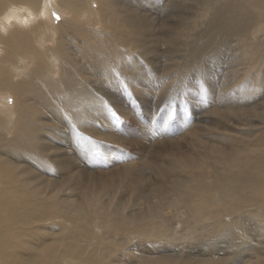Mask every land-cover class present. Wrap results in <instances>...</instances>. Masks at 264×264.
<instances>
[{
  "label": "bare ground",
  "instance_id": "obj_1",
  "mask_svg": "<svg viewBox=\"0 0 264 264\" xmlns=\"http://www.w3.org/2000/svg\"><path fill=\"white\" fill-rule=\"evenodd\" d=\"M140 1L144 0H0V55L6 50L9 53L5 54L9 56L6 61L13 59L12 56L17 62L32 56L35 61L30 72H22L21 77L17 76L19 79L11 76L14 71L11 75L4 71L5 58L0 64V115L7 118L5 111H8L7 116L15 121L8 137L0 129V264H264L259 246L262 241L255 239L264 237V125H259L264 124V97L258 96L264 91L261 87L264 65H259L264 62V44L244 52L256 64L249 66L250 72L254 69L255 78L233 87L231 93L237 98L225 99L219 95L221 87L216 86L217 94L211 92L216 96L213 102L208 103L206 98L191 104L195 115L200 116L204 111L215 116L225 115L227 120L248 119L252 124L233 128L239 130V137L228 127L221 132H189L190 151L183 150L185 143L181 140L186 138L182 136L174 145L179 162L172 168L175 182L159 172L150 173L145 179L146 169H137L140 166L135 167L133 163L136 158H131L129 163L135 171H123L120 175L124 178L120 192L128 205L122 201L102 204L98 196L91 197L93 184L91 180L87 182L89 176L83 173L85 168L77 157L80 145L75 133L85 134L89 142L99 135L114 142L122 138L106 131L110 122L97 108L100 104L97 98L94 101L90 78L106 79L110 86L106 96L109 105L118 100L119 90L111 85H117L120 79L136 93L143 94L140 91L144 80H141L139 65L145 58L143 52H150L156 45L152 43L148 48L152 26L140 11L137 13ZM57 11H62L65 17L54 23L53 33L52 18L58 15ZM261 11H264V0L219 2L199 42L192 45L193 61L186 66H191L195 57L212 47L219 36H245L260 18ZM11 29L14 31L10 34ZM49 34L55 47L49 48L47 54L53 57L48 59L57 63L54 66L45 65L42 54L36 58L29 43L31 35L34 40H43ZM60 35L61 39L56 40ZM154 36L157 43L158 33ZM122 48L127 54L137 53L141 57L130 58L131 65L127 66L125 60L129 58ZM118 58L124 63L116 61ZM15 66L16 73L26 69V66L22 69ZM57 66L60 68L57 81L45 77L47 69ZM148 78L149 75L145 79ZM87 100L93 103L84 113L94 125L84 121L86 118L80 114L68 118L72 110ZM54 101L64 104L60 107L66 109L67 119L54 107ZM121 109L125 111L124 107ZM99 111L102 116H98ZM2 121L3 118L0 128ZM186 121L183 117L180 127L187 126L185 129L189 131V121ZM193 121L196 127L210 123L223 125L219 121H202L201 116ZM62 130L68 133L69 154L51 155L57 164V175L38 170L27 162L26 153L30 150L41 154L56 151L58 146L50 138ZM43 131L49 139L41 135ZM201 136L207 143L199 141ZM109 152L103 157L109 158ZM114 171L110 170L111 177ZM114 189L118 191V185ZM66 191L71 197L81 195L82 200L77 201V196L76 200L68 201L63 195ZM142 194L159 198L154 207L144 206L147 210L144 214V208L135 209L141 205L139 200L147 201ZM163 200L167 203L165 212L160 204ZM108 205L112 208L111 220L106 217L107 213L102 214L99 222L89 220V208L100 214ZM129 206L134 209L126 211ZM145 218L148 220L144 221ZM133 238L139 239V243L174 239L175 243H160L157 247L162 250L155 247V253L137 254L134 261L130 258ZM167 246L173 248L165 249ZM117 249H124L127 254L115 255Z\"/></svg>",
  "mask_w": 264,
  "mask_h": 264
},
{
  "label": "rangeland",
  "instance_id": "obj_2",
  "mask_svg": "<svg viewBox=\"0 0 264 264\" xmlns=\"http://www.w3.org/2000/svg\"><path fill=\"white\" fill-rule=\"evenodd\" d=\"M156 1H159V3L154 0L140 1V9L137 8L139 9L137 13L140 11L141 15L144 16L152 26L151 30L153 35L150 33V38L147 43L148 48L152 43L156 45V47H154L150 52H143L145 54V58L144 61H142V65H139L142 69L141 75L143 79L141 80H144L142 83L143 90L140 91L143 94L136 93L133 89L126 86L125 82L121 81L119 78L120 80L117 82V85H111L112 87L115 86L117 90H119L118 100H116L118 103L115 101L114 103L117 104L115 105L110 101L111 105H109L106 96L109 95L108 92L110 90V86L106 83V79L102 81L90 78V81L93 84V86L90 84V90L95 92L94 101L97 98V101L100 104L97 108L107 116L111 125H109L110 128L106 131H108V133L111 132V135L117 133L118 136H121L122 138L120 141L114 142L111 138L108 139L99 135L92 137V142H89L85 134H79L77 131L75 133L77 135L75 136V139H78V143L80 145L77 147L78 153H76V150L75 153L77 154V157H79L80 163H83L82 165L85 168L83 173L89 176V180L87 182L91 180V183L93 184V190L90 192L91 197L94 198L95 196H98V200L99 202L102 201V204L107 203V201H122V203H126L128 205L127 199H124L123 194L120 192L123 189L121 181L124 179H122L120 175L123 171H135L129 163L131 162V158H136L133 163L136 164L135 167L140 166L137 169H146L147 172L144 173L145 179L147 178V175L148 177L150 176V173L156 174L159 172L161 175L163 174L165 176H169L173 182H175V179H173L175 176L172 168L176 167L179 163L176 150H174L176 141L186 138L181 140L182 143H185L183 150L190 151V146L187 144V142L190 145L192 143L190 139L187 138L189 132L190 134H193L195 130H200V133L207 132V130L221 132L228 127L233 130V134H235L236 137H239V130H235L233 128L238 125L252 124L251 122H248V119H244L243 122H239V120L235 118L227 120L225 115L215 116L213 113H205L203 111L200 115L202 121H219L222 122L223 125L210 123L202 125L201 127H196V125H194L196 121L193 120L195 118L197 119V117L199 118L200 116L195 115L196 110L191 106V104H194V102L198 103L199 99L204 101L206 98L208 103L213 102L216 99V96L213 94L216 93V86L221 87L219 95H223L225 99L231 101L238 97L234 93H231L233 87H237L241 81L250 80L253 77L255 78L254 69L250 72L249 66L256 64H253L245 56L244 52L246 50L255 49L264 44V11H261L259 16L260 18L256 20L253 28L245 36H219L215 40V44L212 47L204 50L199 56L195 57L193 64L187 67L186 65H190L193 61V58L190 55L192 45L199 42L200 34L205 25L209 22L213 8L223 0ZM3 5H6V3ZM57 12L58 15H55L52 18L53 23L51 26L53 33H55L56 30L54 23L59 22L65 17L62 11ZM84 19L90 20L88 17H84ZM84 19L81 21H87ZM89 27L93 28L91 25H89ZM97 28L101 29V26H98ZM13 29L10 30V34L14 31ZM156 32L158 33L159 38L157 43L154 40ZM62 33L65 34V32ZM51 35L52 34L46 35L43 40H34L31 35L29 43L32 46V50L34 51L33 55L36 58L38 55L42 54V56L46 58L44 64L54 66L57 65V63L54 64V62L50 60L53 57H50L47 54V50H49V48L51 49L55 47V41L52 42L53 36ZM55 39H61V35L56 36ZM105 45L103 46L105 47ZM71 46L73 48L75 47L74 44ZM122 51L124 52V55L129 58L125 60L126 65H131L130 58L133 57L135 59H139V57H141L137 53L127 54L125 48L124 50L122 48ZM5 54H7L6 50L0 55V64L5 58L4 65H2L5 67L4 71H7L6 73H9L8 75H11L14 71V75H11L14 78L19 79L18 77H21L20 75H22V72L28 74L30 72H28V70L32 69L33 65H35L32 55V57H28V59L25 57V59L17 62L14 58L15 56H12V54H10V56H12L13 59L10 58L6 61V58L9 56H6ZM7 55H9V53ZM118 59L116 61H119L122 64L124 63L121 58ZM26 60L31 62L29 63ZM113 61H115L114 58ZM15 65H18L19 69H22V66H26V69H24L25 71L21 70V72L16 73ZM259 65H264V62L262 61ZM46 71L47 74H45V77L57 81L60 73L59 66L49 70L47 69ZM148 75L149 78L145 79ZM261 80H264V78ZM249 85L252 86L253 82H250ZM121 86H124L125 88ZM261 87L264 88V85H261ZM200 88L201 90H199ZM124 89L126 91H124ZM48 95L51 97L50 94ZM207 95L208 97H206ZM199 96H204V98H200ZM258 96L259 99H263L264 91L259 93ZM8 99L12 100V98ZM255 101L257 102V100ZM188 102L191 107L188 105ZM90 103L93 102L91 100L83 102L80 108L72 110V114L68 118H73L74 114H80L83 118H86L84 121H89L94 125L92 119L87 116V113H84L87 106L91 105ZM53 104L55 105L54 107L58 109L62 117L67 119L66 109H62L60 107L63 103L54 101ZM120 106L121 108L124 107L125 111H122ZM3 110H6V108ZM219 110L220 112H224V109ZM100 111L98 112V116H102ZM7 115L9 116L8 111H5V117L7 118L0 115V120L3 118L0 129L4 135L8 137L13 132L15 121L10 119ZM183 117L189 121V123H187L190 125L189 131L188 129H185L187 126L184 129H181L180 127V120ZM162 124L163 128L160 130ZM259 125L261 126L264 124ZM100 127L102 130H105L102 126ZM241 127L242 129H246V126H244V128L243 126ZM67 134V132L62 130L59 134H53L51 136L50 141L55 142L58 146V149H56V151H52L51 154L50 152L48 154H41L35 150L27 152L26 155L29 157V161L27 162L33 164L38 170L46 171L51 175H57V164L51 155L56 153L58 155L68 156L69 152L67 150L69 148V143L67 142ZM41 135L44 138L49 139V137L45 135L44 131L41 132ZM180 136H182V138ZM199 141L207 143L205 137L203 136L199 138ZM109 150L111 151L109 152ZM105 152H109V158L103 157ZM74 156L76 155L74 154ZM112 169L115 170L113 175L114 177H111V173H109ZM75 171L74 174L76 173ZM79 172L82 173V170L80 169ZM117 185L118 191L114 189ZM111 186H113V189L110 188ZM66 192L67 193H63V195L65 198H68V201L74 200L77 196V201L82 200L81 195H72L71 197L70 192ZM145 194H142L141 196H144L147 201L144 203L143 200H139L141 205L135 209H142L147 205L154 207L155 204L159 202V198H152L150 196L146 197ZM160 204L164 207L162 208L163 212L168 210L166 209L167 203L164 200L160 202ZM129 209L134 208H130L129 206L126 211ZM111 211L112 208H109V205L100 214L93 212L89 208V220L99 222L103 219L102 214L104 213H107L106 217H109L111 220ZM146 211V208H144L142 211L143 214ZM168 213H170V211H168ZM147 215L149 216V214ZM147 215L145 217H148ZM155 215H157V213ZM146 220L148 219L145 218L144 221ZM256 229L257 232H259V229ZM253 235L255 237L254 233ZM106 238L107 236L104 238V241H106ZM185 239L187 240V238ZM255 239L262 241L259 246L262 250V256L264 257V237H255ZM219 240L224 241L225 239ZM133 243H139V239L133 238ZM160 243L173 245V243H175V239L169 242H164L163 240H142L138 245L133 244L134 246H130V251L132 252L130 258L137 261L135 258L137 254L147 252L155 253V247L160 251L162 248L157 247ZM170 248H173V246L165 247V249ZM116 251L115 255L119 254L118 256L121 254H127L124 249H117Z\"/></svg>",
  "mask_w": 264,
  "mask_h": 264
},
{
  "label": "snow or ice",
  "instance_id": "obj_3",
  "mask_svg": "<svg viewBox=\"0 0 264 264\" xmlns=\"http://www.w3.org/2000/svg\"><path fill=\"white\" fill-rule=\"evenodd\" d=\"M57 19H58V17H57Z\"/></svg>",
  "mask_w": 264,
  "mask_h": 264
}]
</instances>
